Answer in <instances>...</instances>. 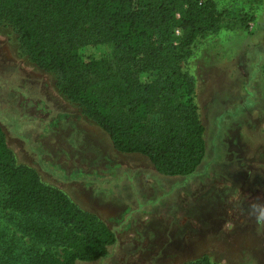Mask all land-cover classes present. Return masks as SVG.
<instances>
[{
	"label": "rangeland",
	"instance_id": "374dc122",
	"mask_svg": "<svg viewBox=\"0 0 264 264\" xmlns=\"http://www.w3.org/2000/svg\"><path fill=\"white\" fill-rule=\"evenodd\" d=\"M214 1L219 11L253 20L245 30L208 34L182 62L196 81L206 146L200 166L184 177L114 150L0 26V126L17 163L115 234L106 257L78 264H187L204 254L213 264H264V0ZM79 53L115 69L109 42ZM5 191L0 181V198ZM20 222L0 207V264H27L36 248L61 254L58 244L27 237Z\"/></svg>",
	"mask_w": 264,
	"mask_h": 264
},
{
	"label": "trees",
	"instance_id": "16d2710c",
	"mask_svg": "<svg viewBox=\"0 0 264 264\" xmlns=\"http://www.w3.org/2000/svg\"><path fill=\"white\" fill-rule=\"evenodd\" d=\"M252 20L246 12L219 11L214 0H0V26L11 29L20 55L54 77L114 150L146 157L166 177L193 174L206 151L196 81L182 62L208 34L245 30ZM99 42L113 45L115 69L82 61L79 50ZM0 181V207L17 215L19 230L61 246L59 256L33 249L27 264L107 256L116 241L111 228L17 163L1 126ZM187 264L213 263L204 254Z\"/></svg>",
	"mask_w": 264,
	"mask_h": 264
}]
</instances>
